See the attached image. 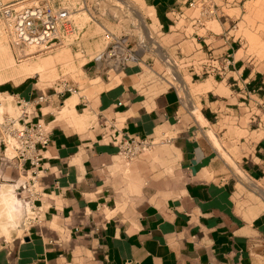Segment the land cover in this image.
I'll return each mask as SVG.
<instances>
[{"label":"crops","instance_id":"1","mask_svg":"<svg viewBox=\"0 0 264 264\" xmlns=\"http://www.w3.org/2000/svg\"><path fill=\"white\" fill-rule=\"evenodd\" d=\"M146 1L159 14L174 3ZM145 16L158 21L152 13ZM237 62L234 59L235 69ZM238 71L245 81H255L251 65L241 64ZM139 74L137 67H125L93 100L77 93L66 97L56 116L52 96L31 105L30 120L40 121L50 137L37 168L5 158L0 145V235L8 234L31 211L15 193L18 184L31 179L42 219L29 223L23 235L1 240L0 264H264V200L254 201L250 212L237 202L242 193L259 192L238 177L235 162L221 149L238 178L234 190L219 163L221 153L212 132L200 126L214 116L210 106L218 100L211 98L221 95L202 93L199 110L190 98L192 91L186 98L178 96L163 78L164 90L152 92L138 81ZM28 78L32 76L1 82L0 95L31 99L39 92ZM201 91L196 87L193 92ZM179 97L184 101L181 106ZM180 109L199 123L201 136L190 131L188 119L178 118ZM107 119L114 127L111 133L122 140L173 139L181 172L176 194L124 216L110 183L113 159L121 147L108 140ZM172 153L163 151L164 159L171 161ZM242 169L250 182L264 187V137L254 145L253 155L242 158Z\"/></svg>","mask_w":264,"mask_h":264},{"label":"rangeland","instance_id":"2","mask_svg":"<svg viewBox=\"0 0 264 264\" xmlns=\"http://www.w3.org/2000/svg\"><path fill=\"white\" fill-rule=\"evenodd\" d=\"M130 1L0 0V78L15 83L16 69L43 64V71L27 80L39 92L34 96L43 94L46 98L53 97L56 116L66 97L77 93L80 98L93 100L97 91L114 84L118 71L110 72V82L105 83L109 80L107 74L92 60L110 43L111 37L145 35L148 46L140 52L138 63L128 65L141 71L139 82L150 87L152 92H157L164 90L163 78H167L172 83L167 89L178 96L180 94L186 98L188 92L192 91L190 98L199 110L202 93L214 91L221 95L211 98L212 101L218 100L210 106L215 110L214 116L200 126L203 131L212 132L214 144L221 153L218 158L224 176L237 191L235 184L238 178L221 149L243 171L242 158L253 155L254 145L264 137V0H187L185 3L174 0L163 14H159L146 0H133L141 11L152 13L158 20L153 21L145 16L143 26L137 11L129 7ZM10 4H14L15 8L30 4L66 6L70 9L75 28L61 45L34 51L33 54L29 53L30 48L19 51L12 43L8 16L4 13ZM211 4L217 11L216 16H200L201 10ZM234 59L238 60L236 69ZM241 64L251 65L253 73L257 75L255 81L244 80V74L238 71ZM170 66L172 68L169 69ZM173 72L178 80L172 78ZM64 82L72 86L75 92L63 96L56 94L54 89L58 91ZM182 85L185 95L181 93ZM196 87L202 91L193 92ZM15 101L13 97L0 95V103H3L0 122L5 116H18ZM182 101L180 98L179 106ZM190 116L183 109L178 118L188 119L190 131L196 130V135L201 136L197 132L199 123L195 121V124ZM95 123L96 119L91 124ZM104 127L108 140L114 141L115 135L111 133L114 127L108 119ZM117 139L121 148L120 154L113 159L110 183L116 204L120 205L124 216L135 213L146 203L176 194L181 183V172L177 149L171 137H161L155 142L153 136L132 138L128 141L131 152L125 149L129 146L124 144L126 139ZM0 145L3 156L8 159L12 154L4 152L1 137ZM163 151L174 152L171 161L164 159ZM15 193L23 201L29 199L26 191L20 192L16 188ZM258 198L264 200V195L249 191L240 194L237 202L250 212V205H254V201L259 202ZM29 216L33 215L26 212L18 220V226L10 228L8 234H1L0 242L4 238L10 239L12 234L23 235V231L34 223L29 222Z\"/></svg>","mask_w":264,"mask_h":264},{"label":"built area","instance_id":"3","mask_svg":"<svg viewBox=\"0 0 264 264\" xmlns=\"http://www.w3.org/2000/svg\"><path fill=\"white\" fill-rule=\"evenodd\" d=\"M6 9L4 10L5 15L10 13L12 43L19 51L29 48V46L55 47L61 45L75 28L69 19L70 9L66 6L30 4L20 5L17 8L11 7L9 11ZM216 14L217 11L211 4L201 10L200 16L215 17ZM130 36L111 37L110 43L102 52L93 57V63L102 68V72L107 74V79H109L110 72L123 71L130 63H138L140 52L148 46L142 34ZM54 91L63 96L66 93H73L75 90L64 82L58 91L55 89ZM44 100H46V96L43 94L27 100L18 99L16 101V106L19 109L18 116L16 118L5 116L0 122V137L4 143V152L11 153L12 155L8 159H15L21 167L28 163L30 168H37L42 159V150L50 142L49 133L40 121L32 122L30 120V106ZM117 137L118 135L114 136L116 143L118 142ZM130 140L132 138H127L124 144H128ZM128 145L125 149L127 152H131L132 148H130V144ZM33 188V179L17 186L18 191L29 193L27 203L33 216H29L27 219L29 222L40 223L42 219L34 203L36 193Z\"/></svg>","mask_w":264,"mask_h":264},{"label":"bare ground","instance_id":"4","mask_svg":"<svg viewBox=\"0 0 264 264\" xmlns=\"http://www.w3.org/2000/svg\"><path fill=\"white\" fill-rule=\"evenodd\" d=\"M122 1V0H121ZM8 8L6 9V11H9V9L11 8V7H14V4H10V5H8L7 6ZM129 7L133 10V11H137V13H138V15H139V18H140V22H141V25L143 26L144 25V21H143V18L145 17V15H147V14H145L143 11H141L137 6H136V4H135V2L133 1V0H131L130 1V5H129ZM15 8V7H14ZM7 16H8V20H10V13H8V14H6ZM69 19H70V21H71V23L74 25V23H73V19H72V14H71V12H70V17H69ZM9 26H10V23H9ZM10 28H11V26H10ZM73 30H74V28H73ZM144 37H145V39H146V36L144 35ZM150 38V37H149ZM148 44H149V42H148ZM53 46V45H52ZM49 47H51V46H44V45H41V46H29V48H30V52L29 53H31V54H33L34 53V51H38V50H42V49H44V48H49ZM36 48H38V49H36ZM29 50V49H28ZM48 61V60H47ZM44 62H45V60H44ZM43 62V63H44ZM48 63V62H47ZM46 64V63H45ZM172 64V63H171ZM28 65V64H27ZM47 65H49V64H47ZM47 65H45V66H47ZM170 65V64H169ZM43 68H44V65L43 64H41V63H36V64H34V65H32V66H30V67H27V66H21V67H19L18 69H16L15 70V73H16V75H17V78H16V81L15 82H19V81H21L22 79H24V78H26V77H28V76H33V75H35V74H38V73H40L41 71H43ZM170 68H172V66H170L169 67V69ZM172 70V69H171ZM170 70V71H171ZM173 71V70H172ZM43 73V72H42ZM172 78L174 79V80H178V76L176 75V73L175 72H173L172 74ZM169 80V79H168ZM3 81H5L3 78H0V83L1 82H3ZM170 82V81H169ZM75 92V91H74ZM184 92H185V89H184V86L182 85V90H181V93L182 94H184ZM181 94V95H182ZM185 95V94H184ZM67 104V103H66ZM191 104V103H190ZM3 106V104L2 103H0V108ZM193 106H194V104H193ZM194 110V109H193ZM198 117H199V119H203V117L201 116V114L200 113H198ZM213 137V136H212ZM222 151V150H221ZM225 155V154H224ZM233 167H234V170H235V172H236V174L238 175V177L240 178V179H243L245 182H248L249 183V185L254 189V190H256V191H258L259 193H261L262 195H264V187H262V185H261V183H257V182H250L249 180H248V178L246 177V175L244 174V172L234 163L233 164ZM18 199H15V201H16V203L18 202L17 201ZM24 207V206H23Z\"/></svg>","mask_w":264,"mask_h":264}]
</instances>
